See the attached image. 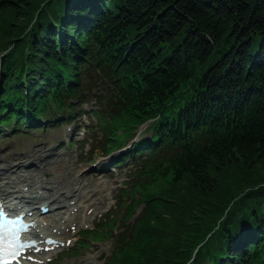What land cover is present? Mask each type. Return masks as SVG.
<instances>
[{
  "label": "trees",
  "instance_id": "1",
  "mask_svg": "<svg viewBox=\"0 0 264 264\" xmlns=\"http://www.w3.org/2000/svg\"><path fill=\"white\" fill-rule=\"evenodd\" d=\"M91 101L148 123L106 264H264V0H0V127Z\"/></svg>",
  "mask_w": 264,
  "mask_h": 264
},
{
  "label": "bare ground",
  "instance_id": "2",
  "mask_svg": "<svg viewBox=\"0 0 264 264\" xmlns=\"http://www.w3.org/2000/svg\"><path fill=\"white\" fill-rule=\"evenodd\" d=\"M41 152L37 150L36 155ZM14 158L12 154L0 155V161L5 164H9L8 161L17 162V158ZM36 158L38 166L33 170L9 173L10 170L0 167V200L5 208H25L28 218L35 221V227L29 233L35 239L48 235L59 242H66L73 236L71 227H79L90 221L105 198L100 186L93 185L99 175H75L77 167L69 165L62 156ZM43 205L49 207L48 214H40L39 207ZM55 249L50 253L41 252L40 257H43L38 259L48 257Z\"/></svg>",
  "mask_w": 264,
  "mask_h": 264
},
{
  "label": "rangeland",
  "instance_id": "3",
  "mask_svg": "<svg viewBox=\"0 0 264 264\" xmlns=\"http://www.w3.org/2000/svg\"><path fill=\"white\" fill-rule=\"evenodd\" d=\"M85 108L90 110L91 105L84 106V109ZM90 118L93 119L92 115ZM72 121H74V119ZM82 122L88 124V120L85 116H83L79 120L78 124L75 125L67 122L45 130H26L23 128L20 131L9 132L0 136V155L3 153H6L7 155L12 154V156L17 158V162L15 163L8 161L9 164H5L0 161V167H10V169H14L15 164L20 163H26V165L32 166V164L28 163L29 160L36 161V156H50L54 153L62 155L66 160H69V163H78V169L80 170L76 172V175H80L85 171H88L93 166L101 168L107 165L109 161L108 158L103 157L102 150H94L97 146L99 147V145H101L100 140L103 139V135L101 136L99 133H97V140L93 143L92 152H96L95 155L90 154L92 153L90 151L84 152L77 145H73L70 149L66 147L65 143L68 141L70 136L77 134V130L80 128ZM88 135L93 136L94 134L89 133ZM76 137L79 138V136ZM60 143L62 144L61 146H59ZM39 149L42 150V152L36 155V151ZM113 158H116V154ZM94 160L97 161L93 163ZM34 164H36V162H34ZM130 166H133V164L131 163V165H128L127 163H124L120 165L119 170H112V172H109L111 176L107 180L99 179L94 181V185L100 186L102 189L107 187V190L104 193L107 194V196L101 208L97 211V215L92 219V221L87 223L86 226H89L90 229L98 222V216L103 213L105 209H110L114 212V214L124 213L122 204L126 201V198L122 197L121 190L127 187V175ZM140 209L141 206H138L134 211L133 216H135ZM132 219L126 222L122 228H120L121 222L118 219L119 221L116 222V228L112 231L113 237L110 241L92 242L86 239L83 241V244H85L84 248L79 245L75 247L73 246L74 243H70L69 246L60 248L58 251H54L55 255L52 257L57 259L54 264H106L114 247L113 242L116 240L119 233L124 234L125 228L131 225ZM74 240L75 238H72L71 242H74ZM70 247L74 249L72 250ZM69 248L71 250L68 251Z\"/></svg>",
  "mask_w": 264,
  "mask_h": 264
},
{
  "label": "snow or ice",
  "instance_id": "4",
  "mask_svg": "<svg viewBox=\"0 0 264 264\" xmlns=\"http://www.w3.org/2000/svg\"><path fill=\"white\" fill-rule=\"evenodd\" d=\"M20 218H0V264H13L21 255L23 244L20 239Z\"/></svg>",
  "mask_w": 264,
  "mask_h": 264
}]
</instances>
